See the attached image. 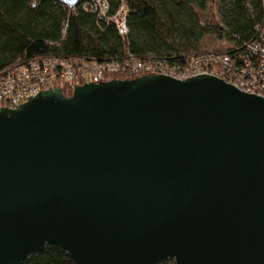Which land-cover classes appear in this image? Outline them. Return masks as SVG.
Segmentation results:
<instances>
[{
    "label": "water",
    "instance_id": "obj_1",
    "mask_svg": "<svg viewBox=\"0 0 264 264\" xmlns=\"http://www.w3.org/2000/svg\"><path fill=\"white\" fill-rule=\"evenodd\" d=\"M100 80L0 107V264H264V97Z\"/></svg>",
    "mask_w": 264,
    "mask_h": 264
},
{
    "label": "trees",
    "instance_id": "obj_2",
    "mask_svg": "<svg viewBox=\"0 0 264 264\" xmlns=\"http://www.w3.org/2000/svg\"><path fill=\"white\" fill-rule=\"evenodd\" d=\"M123 0H107L110 15ZM56 0H0V72L42 57H86L97 61L135 57L171 58L202 51L206 35L236 46L257 39L264 21L263 0H126L128 35L83 10ZM216 6L220 22L204 24L201 15ZM23 264H77L49 245ZM163 264H174L168 260Z\"/></svg>",
    "mask_w": 264,
    "mask_h": 264
},
{
    "label": "built area",
    "instance_id": "obj_3",
    "mask_svg": "<svg viewBox=\"0 0 264 264\" xmlns=\"http://www.w3.org/2000/svg\"><path fill=\"white\" fill-rule=\"evenodd\" d=\"M83 10L113 24L122 37L128 35V6L122 1L110 15L107 0H81ZM264 8V0H263ZM257 39L226 50H207L180 58H144L128 55L122 60L97 61L86 57H42L0 72V107L15 109L29 96L50 87L99 83L109 79H132L149 74L184 80L198 75L218 77L239 90L264 97V21Z\"/></svg>",
    "mask_w": 264,
    "mask_h": 264
},
{
    "label": "rangeland",
    "instance_id": "obj_4",
    "mask_svg": "<svg viewBox=\"0 0 264 264\" xmlns=\"http://www.w3.org/2000/svg\"><path fill=\"white\" fill-rule=\"evenodd\" d=\"M201 19L204 24H210L212 26L218 25L220 18L217 12L216 6H209L208 10L205 13L200 14ZM230 43L226 40L219 39L216 35H206L201 43L202 50H226L229 47ZM63 87H66L62 83Z\"/></svg>",
    "mask_w": 264,
    "mask_h": 264
}]
</instances>
